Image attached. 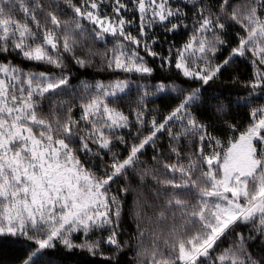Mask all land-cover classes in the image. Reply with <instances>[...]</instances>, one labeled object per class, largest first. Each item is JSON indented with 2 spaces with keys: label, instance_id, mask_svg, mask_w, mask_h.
Masks as SVG:
<instances>
[{
  "label": "snow or ice",
  "instance_id": "1",
  "mask_svg": "<svg viewBox=\"0 0 264 264\" xmlns=\"http://www.w3.org/2000/svg\"><path fill=\"white\" fill-rule=\"evenodd\" d=\"M260 99L264 0H0V264H264Z\"/></svg>",
  "mask_w": 264,
  "mask_h": 264
},
{
  "label": "trees",
  "instance_id": "2",
  "mask_svg": "<svg viewBox=\"0 0 264 264\" xmlns=\"http://www.w3.org/2000/svg\"><path fill=\"white\" fill-rule=\"evenodd\" d=\"M169 39H173V37H169ZM96 47L98 48H102L103 44H97ZM241 71L243 72V75L241 76V79H246L248 77V71L245 70L244 66H241ZM223 89H225L226 91H230V92H237V91H242L241 86L239 84H232L230 81L225 80L221 85H220ZM157 105L160 104V101L156 102ZM260 104H264V99H260L256 102V105L253 106H257ZM226 147V145H225ZM12 252L10 249H3L2 251H0V256H4V257H11ZM78 259H80V257L78 256H69L67 257V261L68 264H75V261H77Z\"/></svg>",
  "mask_w": 264,
  "mask_h": 264
}]
</instances>
